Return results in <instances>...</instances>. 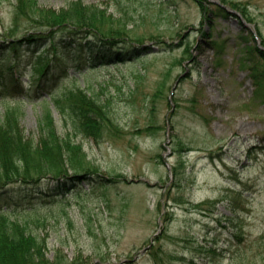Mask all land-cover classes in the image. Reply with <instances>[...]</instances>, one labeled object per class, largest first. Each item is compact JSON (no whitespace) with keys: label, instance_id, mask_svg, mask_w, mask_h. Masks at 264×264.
Segmentation results:
<instances>
[{"label":"rangeland","instance_id":"rangeland-1","mask_svg":"<svg viewBox=\"0 0 264 264\" xmlns=\"http://www.w3.org/2000/svg\"><path fill=\"white\" fill-rule=\"evenodd\" d=\"M38 1L61 9L76 0ZM82 1L115 15L118 3H132L134 36L144 42L135 46L149 53L89 67L87 54L71 49L51 64L60 68L53 99L32 86L39 78L33 66L43 55L25 49L0 53V70L13 66L9 72L20 75L26 94L0 90V115L19 105L28 136L36 135L46 109L60 134L70 131L56 102H65L63 95L75 87L108 101L121 128L118 137L99 142L72 134L100 179L78 186L79 201L62 200L71 224L59 216L48 219L49 259L61 250L70 262L82 256L85 264H154L153 247L171 256L168 264H262L264 83L252 74L244 42L254 36L261 43L256 35L259 29L264 36V0H233L247 8L251 23L229 15L212 25H201L193 0ZM11 13V1L0 5V35ZM74 56H81V65ZM164 80L163 97L153 99ZM150 125L159 129L143 132ZM47 203L38 201L37 207ZM238 225L241 240L235 237Z\"/></svg>","mask_w":264,"mask_h":264},{"label":"trees","instance_id":"trees-1","mask_svg":"<svg viewBox=\"0 0 264 264\" xmlns=\"http://www.w3.org/2000/svg\"><path fill=\"white\" fill-rule=\"evenodd\" d=\"M7 1L12 2V13L9 25L0 35V53H18L25 49L43 55L33 66L39 78L33 80L32 86L49 97H53L52 89L60 69L51 64H59L71 49L77 54H87L84 64L90 67L122 64L149 53L135 46H143L144 42L134 36L132 3H118V15H115L105 6L86 4L82 0L70 2L61 9L44 7L38 0H0V5ZM193 1L202 14L201 25L205 22L212 25L216 18L227 19L229 15H240L247 22H253L247 8L233 0ZM256 37L261 43L251 36V41L245 40L244 49L253 64L252 74L263 85L264 36L259 29ZM72 60L78 65L83 61L81 56H74ZM13 68L0 70V90L9 88V93L25 95L20 75L16 77L9 72ZM5 70L9 73L4 74ZM165 84L166 80L159 83L153 99L163 97ZM63 97L65 102L57 100L56 106L69 124L70 131L66 134L59 133L48 109L39 119L33 136H28L21 125L24 114L19 107L6 108L0 115V264L86 263L82 256L70 262L61 250H56L53 260L49 259V235L45 232L48 219L59 216L71 224L72 216L62 200L79 201L78 186L93 185L92 181L100 179L99 169L88 160L82 144L76 143L72 134L99 142L106 137H118L121 128L111 114L108 101L104 103L80 88L71 89ZM155 129L159 128L150 125L143 132ZM177 145L180 152L185 151L184 143ZM182 164L180 160L178 165L182 167ZM178 173L177 167L173 174L178 176ZM38 201L49 203L43 209L37 207ZM226 220L230 224L233 219ZM227 222L222 227L226 228ZM238 229L235 237L241 240L242 227L238 225ZM260 241L264 247V235ZM149 254L154 264H168L172 259L168 254L160 256L153 247ZM188 264H194L193 260Z\"/></svg>","mask_w":264,"mask_h":264}]
</instances>
